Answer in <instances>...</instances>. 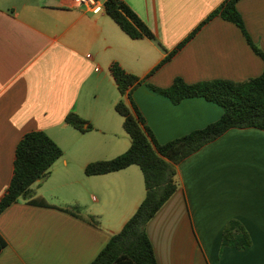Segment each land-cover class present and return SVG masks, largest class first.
I'll use <instances>...</instances> for the list:
<instances>
[{"label": "crops", "instance_id": "obj_1", "mask_svg": "<svg viewBox=\"0 0 264 264\" xmlns=\"http://www.w3.org/2000/svg\"><path fill=\"white\" fill-rule=\"evenodd\" d=\"M125 1L161 44L130 37L108 15L105 0L97 10L73 0H0V198L26 132L44 130L64 150L48 176L0 214L7 240L0 264H89L136 212L146 196L139 165L85 173L92 160L131 146L115 107L121 99L165 143L218 120L223 108L202 96L175 103L150 84L167 88L177 77L240 82L264 71L237 24L221 15L208 19L226 0ZM237 6L264 50V0ZM113 61L143 82L122 95L109 69ZM71 112L93 129L69 124ZM176 179L177 190L147 225L158 264H264L263 129L227 130L185 158ZM231 220L246 228L249 247L223 246Z\"/></svg>", "mask_w": 264, "mask_h": 264}, {"label": "trees", "instance_id": "obj_2", "mask_svg": "<svg viewBox=\"0 0 264 264\" xmlns=\"http://www.w3.org/2000/svg\"><path fill=\"white\" fill-rule=\"evenodd\" d=\"M238 1L226 0L208 19L221 15L237 24L254 52L264 61V50L247 30L243 14L237 6ZM104 8L130 37H147L161 44L148 24L125 0H105ZM191 37L172 50L159 66L170 60ZM109 69L122 95L130 93L143 82L137 74L128 71L118 61H113ZM150 86L175 103L186 97H205L219 104L223 114L203 128L161 143L145 125V119L137 108L134 113L123 99L116 104V110L124 117V128L131 136V146L114 158L88 163L85 173L105 174L137 164L144 174L146 196L122 230L111 236L89 264H158L147 225L177 190L178 165L231 128L256 127L264 130V71L259 76L240 82L215 79L188 83L177 77L167 88ZM66 121L83 132L93 129L91 123L75 112L69 113ZM63 154V148L46 131L35 129L26 132L16 148L11 181L0 198V214L20 196H28L32 192V184L48 176L52 165ZM251 244L246 228L239 221L231 220L224 229L223 246L246 248ZM6 245L7 240L0 232V250Z\"/></svg>", "mask_w": 264, "mask_h": 264}, {"label": "built area", "instance_id": "obj_3", "mask_svg": "<svg viewBox=\"0 0 264 264\" xmlns=\"http://www.w3.org/2000/svg\"><path fill=\"white\" fill-rule=\"evenodd\" d=\"M74 3L76 4H84L87 6H91L94 9H99V0H73Z\"/></svg>", "mask_w": 264, "mask_h": 264}, {"label": "rangeland", "instance_id": "obj_4", "mask_svg": "<svg viewBox=\"0 0 264 264\" xmlns=\"http://www.w3.org/2000/svg\"><path fill=\"white\" fill-rule=\"evenodd\" d=\"M90 157H94V158H96L95 155H92V156H90ZM92 161H96V159H95V160H92ZM95 194H96V191H95ZM65 196H66V198H67V197H68V194L66 193ZM90 197H92V195H90Z\"/></svg>", "mask_w": 264, "mask_h": 264}]
</instances>
